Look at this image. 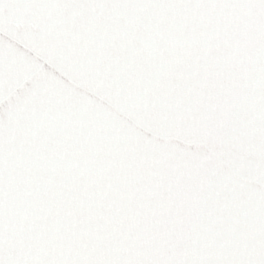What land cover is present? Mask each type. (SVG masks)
Wrapping results in <instances>:
<instances>
[{
    "label": "snow or ice",
    "instance_id": "snow-or-ice-1",
    "mask_svg": "<svg viewBox=\"0 0 264 264\" xmlns=\"http://www.w3.org/2000/svg\"><path fill=\"white\" fill-rule=\"evenodd\" d=\"M0 264H264V0H0Z\"/></svg>",
    "mask_w": 264,
    "mask_h": 264
}]
</instances>
